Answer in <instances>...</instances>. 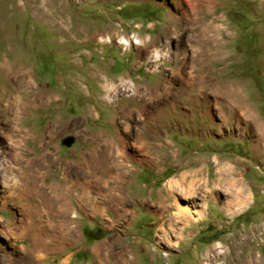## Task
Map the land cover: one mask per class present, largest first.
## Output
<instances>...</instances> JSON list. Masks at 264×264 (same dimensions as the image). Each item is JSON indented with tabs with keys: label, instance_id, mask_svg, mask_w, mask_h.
I'll use <instances>...</instances> for the list:
<instances>
[{
	"label": "rangeland",
	"instance_id": "1",
	"mask_svg": "<svg viewBox=\"0 0 264 264\" xmlns=\"http://www.w3.org/2000/svg\"><path fill=\"white\" fill-rule=\"evenodd\" d=\"M188 1L0 0V162L26 149L32 174L40 184L45 177L50 196L57 193L49 185L64 184L69 171L80 183L90 180L94 202L85 203L76 218L77 240L61 247L56 235H62L63 220L52 222L48 209L37 213L25 205L39 194L0 183V264H25L32 229L50 223L55 236L49 244L56 249L46 264L74 255L70 264L89 263L104 231L128 235L135 255L139 238L147 246L155 243L159 259L150 263L130 253L129 264H248L251 253L264 263V141L256 131L260 116L264 122V0H216L215 13H203L200 22ZM215 18L222 22L213 24ZM201 22L221 31L202 33ZM168 26L178 28V38L163 35ZM203 34L221 43L211 45ZM125 39L132 43L123 45ZM4 64L28 71L33 91L55 101L40 102L20 119L5 113L2 105H16L10 98L14 76L6 75ZM249 109L257 124L243 114ZM68 137L75 139L71 148L63 145ZM106 143L114 146L110 166L128 169L109 186L98 180L100 169L89 170L83 160ZM121 143L126 149L117 157ZM227 168L235 169L246 191L242 206L226 204ZM184 175L186 190L169 186ZM81 192L79 186V197ZM177 202L197 220L185 218ZM158 223L159 231L153 226ZM185 235L191 239L182 243Z\"/></svg>",
	"mask_w": 264,
	"mask_h": 264
},
{
	"label": "bare ground",
	"instance_id": "2",
	"mask_svg": "<svg viewBox=\"0 0 264 264\" xmlns=\"http://www.w3.org/2000/svg\"><path fill=\"white\" fill-rule=\"evenodd\" d=\"M193 1H194V4H192L191 11L196 14V17L197 18H196L195 21H197V22H200V21H202L204 19V17H201V15L203 13L204 14H209V15L211 14V15H213L215 13V11H216V3H215L216 0H193ZM189 2L190 1H188V3ZM185 11H186V8H185ZM172 20L173 21H177V19L174 18V17H172ZM220 22H222V21H220L218 18H215L213 24L220 23ZM213 24L212 23H208V24L206 23V24H204V22L203 23L201 22L200 25H201V27L204 28L202 30V33H205L206 34L208 31L209 32H213V31L220 32L221 31L220 28L218 29L216 26H213ZM111 30H114V29H111ZM205 34H203L204 40L206 41V39H207L208 42L213 43L211 45H215V44L221 43V41L216 40V37L210 36V37L207 38V36H205ZM115 35H116V33H112V36H115ZM163 35H165V37L178 38L179 37V30H178L177 27L168 26L165 29ZM110 38L112 39V37H110ZM136 42L138 44H140L142 41H139V39H138ZM151 42L155 44L156 41L155 40H151ZM131 43L127 39L123 40V45H129ZM149 45L150 44H146L145 43V45L142 46V49L144 51H147L148 48H149ZM178 48L181 49V43L179 44ZM163 50H164V48H163ZM185 50H187V49H185ZM198 53H199V50H198ZM208 57L210 58V56H208ZM208 57H207V59H208ZM3 66H4V70H5V73H6L7 76H10L11 75L12 78L14 76L13 79H14V84H15V87H14L15 88V92H13L10 95V98H13L15 100L14 104L16 105V106H3L2 105L3 110H4L5 113H7V114L10 113L11 115H13V117L15 119H20V117H22L23 114L25 113V111H27L28 109H38L40 107V104H39L40 102L42 104V102L44 103V101L46 102V100H47V103H52L53 101H55V98L52 95H49V94H46V93L44 94L42 92L41 93L40 92H36L35 93V91H33L32 87H31V81H33V80H32L31 74H28L27 73L28 71H25L23 69H19V70H16V71L15 70H12V68L10 67V65H7V64H4ZM208 69H209V67H208ZM178 71H180V70H178ZM183 78L184 77L182 76V79ZM217 80H218V78H217ZM189 84H187V85H189ZM200 85H202V84H200ZM124 87H128V84L125 83ZM22 89H27L28 93L26 95H24V92L25 91L22 92L21 91ZM186 89H187V87H186ZM198 89H200V88H198ZM108 91H110V89H108ZM164 112L165 111H163V113ZM128 128L129 127H126V130ZM54 129H56V128H54ZM94 137H95V135H94ZM103 140H104V138H103ZM141 142H142V140H141ZM119 146H121V147H118L117 148V152H119L120 154H118L117 157H123V154H124V151H125L126 148L123 145V143H121ZM112 147H114L112 143H106V146H105V149L104 150H99L98 149V150L95 151V149H94L88 155H86V154L83 155V160L85 161V165H86V167L89 170H97V169H100L101 177H99L98 180L100 182L104 181V183H105L106 186L107 185L109 186L110 185L109 183L112 182V181H114V180L117 181L118 179H121L120 177H123L122 176V173L124 175H126L128 173V169L126 168L127 166H125V165H118L117 167L114 166V167H116V169L115 168H112L110 166V162L109 161L111 159L109 157L112 156V154H113V152L111 151L112 150ZM149 148H152V147H149ZM25 151H26V149L25 150L22 149L21 152L19 151L20 153L14 154L13 155V159L11 161H9V162H3V163L0 162V183L3 185V188L6 189V190H9L11 188V186H12L11 184H13V185H19L21 188H26L32 194H39V196H40V199L39 200H36L35 198H32V197L26 198L25 199V202H26L25 205L28 206L29 208L33 209L37 213H39V212H42L43 213V212L47 211V209H48V211L51 213L50 219L52 220V222L54 221V219L61 218L63 220V226L61 228L62 229V231H61V234L62 235H59V234L56 235L57 240L59 242V246L64 247L65 244H72V242L76 241L77 238L79 237L78 230L76 229V227H74V224L76 223V218L81 216L80 211L83 208V205L85 203L90 204V202H92L91 199H90L89 191H88L90 189V185H91L90 180H88V179H81L82 181L80 183V181H78L79 179H76V176L75 175L71 174L69 171H66V173H65L66 175L64 177V184L63 183H58V182H53V183H51L49 185L52 188V190L53 191H56V193H57L54 196L53 195L50 196L48 194V192H47V189H46V187L48 185L45 184V177H44V180H42V184H40L39 181H38L37 176L34 175V174H32L33 173L32 172V169H33L32 163L31 162H28L25 159ZM37 158H38V156H37ZM133 158L134 157H132V155H131L130 160H132ZM41 160L42 161H47L48 160V157L46 155H43V156H41ZM114 161L115 160H113V162ZM127 162L129 163V160ZM142 163H144V162H142ZM230 168L225 169V170H227L226 172H229L230 173L228 179L226 180L227 181V184H226L227 191L226 192L228 193V194H226V196L228 197V201L226 202V204L227 205H230L229 207H232L234 204H237V203L240 204V206H242V205L245 204L246 199H247L246 191H245L244 187L242 186V183L239 182L240 180L237 177L238 175L236 176L235 173L233 172V171H235V169L232 170ZM118 169H121L122 171L121 172H118L117 171ZM195 174H196V172H195ZM198 174H201V172L198 173ZM87 177H88V175H87ZM187 180H188L187 177L184 175L183 176V179H182V182L172 180L170 182V185L169 186L170 187L173 186V185H176V186H184L183 183H185ZM195 182L196 181L193 180V181H190V184H189V188H190V190H189L190 192L189 193L192 194V195L194 194V191H196V189H197V185H195ZM197 182H199V181H197ZM79 186L81 187V190H82L80 197H79V194L77 193V189L79 188ZM214 188H215V190L217 189L216 186H214ZM184 189L186 190L187 187L184 186ZM205 189H207V188H205ZM27 190H24V191L28 192ZM173 190L176 192L177 189L176 190L173 189ZM181 190H182V188H181ZM30 192H28V193H30ZM206 192H208V191H206ZM215 193H217V191ZM190 197H191V195H190ZM91 204H94V202H92ZM98 208H100V207H98ZM98 210H101V208L98 209ZM177 210L181 214H183L185 216L191 217L194 221L197 220L195 214L193 213V211L191 210L190 207H188L186 205H182L179 202H177ZM52 229L53 228H52V224L51 223H50V225H47V226H41V228L37 227V228H33L32 229V231H33V233H32L33 236L32 237L33 238H32V241H31V243H32L31 244V248L25 250L26 255H24V256H26V257L22 256V258H25L24 259V263L25 264H46V260H47L46 255H48L49 252L51 253V252H53L56 249L54 246L52 247L49 244V242H50V239L49 238H51L52 236H55V235H53V234H55V232ZM8 255H10V254H8ZM10 256H12V255H10ZM251 257H252L253 261H250L249 260L248 264H264L263 263L262 256L256 258V257H254L253 253H251ZM247 261H248V259H245L244 260L245 263ZM67 263H68V261H66L64 264H67ZM4 264H8V263L5 262Z\"/></svg>",
	"mask_w": 264,
	"mask_h": 264
},
{
	"label": "crops",
	"instance_id": "3",
	"mask_svg": "<svg viewBox=\"0 0 264 264\" xmlns=\"http://www.w3.org/2000/svg\"><path fill=\"white\" fill-rule=\"evenodd\" d=\"M253 112L254 111L249 109L248 111L244 112L243 114L248 113V114H246V116L248 118L247 120L248 121L250 120L249 122H251V123L255 122L257 124L256 121H257L258 117L256 119V116ZM258 116H260V112H259ZM251 119H253V120L255 119V120L252 121ZM259 119L262 121L263 125L258 126V127L256 126L257 138H258L260 144H263V141H264V122H263L261 116L259 117ZM244 138H246V137H244ZM259 142L256 143V146H259ZM252 145H254V144L252 143ZM112 201H113V198H112ZM156 212L157 211H154L155 215H156ZM177 214L181 215L180 213H177ZM184 217L188 218L187 216H184ZM153 226H156L158 228V231H159V228H160L159 223L156 225H153ZM130 227H131V224L129 226V229H130ZM157 235H158V233H157ZM127 237H128V235H126L125 237L121 236V235L111 236V235L107 234L106 231H104L103 239L96 241L97 243L101 241L100 242L101 244H98L94 248L93 252H90L91 261L89 263H81V264H129L128 255L130 253H133V252H132V244L127 242ZM184 238L185 239L182 243H185V242H187L188 239H191V236H189L187 238V235H185ZM142 239L143 238H139L137 241L138 243L136 244L137 245V247H136L137 255H135L133 253V255H131V257L133 259L137 258L139 260L140 259L145 260V257H147V258H149L150 263L152 262V260H153V262H155L157 259L160 258V254H158L159 252L157 251V248L155 247V243L151 244L150 246H147L144 242L145 240H142ZM154 241H155V239L153 240V242ZM141 244H143V247H145V249L143 248L142 251H140V245ZM180 246H181V244H180ZM182 246H183V244H182ZM118 250H121V251H118ZM184 252L185 251H183L182 253H184ZM74 257H75V255L73 256L72 260L67 259V260H65V262L69 260L67 264L73 263L72 261L74 260ZM64 263H62V264H64Z\"/></svg>",
	"mask_w": 264,
	"mask_h": 264
},
{
	"label": "water",
	"instance_id": "4",
	"mask_svg": "<svg viewBox=\"0 0 264 264\" xmlns=\"http://www.w3.org/2000/svg\"><path fill=\"white\" fill-rule=\"evenodd\" d=\"M75 143V139L73 137H68L63 141V145L71 148Z\"/></svg>",
	"mask_w": 264,
	"mask_h": 264
}]
</instances>
